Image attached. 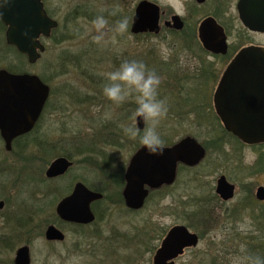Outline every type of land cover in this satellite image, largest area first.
Returning a JSON list of instances; mask_svg holds the SVG:
<instances>
[{
	"label": "rangeland",
	"instance_id": "obj_1",
	"mask_svg": "<svg viewBox=\"0 0 264 264\" xmlns=\"http://www.w3.org/2000/svg\"><path fill=\"white\" fill-rule=\"evenodd\" d=\"M140 1L142 0H48L51 12L59 20L60 28L56 34L46 41L47 50L42 59L35 64H29L26 58L18 55L13 49L7 48L5 35L0 29V69H8V67L14 66L25 69L27 73L43 74L49 78L48 84L54 91L51 106H55V108L53 111L50 108V113H47L45 121L41 124V130L45 133L44 136H58L55 138L70 140L76 137L77 133H80L82 139L89 140L92 139L95 131L102 130L105 126L108 128L105 132L112 129L120 132L124 131L126 127L132 126L138 129L137 121L132 118L137 107L134 99L130 98L125 103L117 106L104 96L103 87L107 83L105 77L107 72L119 68L120 64L126 60L138 61L142 58L145 59L147 69L154 71L161 78L159 98L166 100L169 107L166 119L161 121L157 129L163 140H170V144L166 146H171L187 135L196 136L198 140L204 143L214 134L220 135L223 132L220 125L215 122L213 112L209 109L207 111L210 112L207 113L205 110L202 114L203 119H200L198 115L195 117L191 107L183 110L182 117L177 116V112H180L181 108L176 107L175 104L181 93L171 89V87L182 85L183 80L177 75L179 72L182 74L187 73L190 76L194 75V72L200 67L199 60L191 58L190 55L188 56V51L181 48L182 46H174L173 42H165L161 37H154L150 34L133 35L131 32L132 18L135 7ZM161 1L164 6L165 0ZM89 3L90 5L93 4L92 6H94L96 12L101 13V10H104L101 14L105 15L110 26H113L117 20L127 18V31L123 35H117L114 44L109 41L107 44L97 45L92 41L91 22L93 20L86 17H77L74 21L69 19L76 6L82 7ZM52 9H55V12ZM111 13L115 14L112 15ZM64 36L66 37L64 38ZM66 38L71 39L57 44L56 40ZM66 55L69 57L66 58ZM77 55L82 56L78 61L74 59L76 58L74 56ZM54 71L58 73L55 78L52 77ZM190 85L192 84L190 83ZM213 94L214 91L211 88L206 91L205 95L208 98L206 102L208 104L211 103ZM194 96L197 97V100L200 98L199 94ZM145 128L140 131L141 135ZM223 137L227 139L225 149L230 150L229 154L231 153L235 160L242 158L246 164L254 163L257 160L256 151L258 150L240 146L228 136ZM122 138L119 141L120 147H109L104 145L102 141H99V147L107 150L112 155L109 160L112 163L115 162V166L119 165V168L120 166L126 168L132 155L142 145L139 137L135 140H131L127 136H122ZM106 141L109 142L110 139L106 138ZM262 151H264V148ZM3 157H8V155L5 153L4 142L0 136V159ZM232 164L215 168L208 164L204 165L200 170L202 174L212 169L214 171L210 174H204L206 177L201 178L203 187L206 188L208 182L214 184L219 175L224 173H227L230 179L239 185L245 181H251L253 185L264 183V174L253 176L247 169L236 168ZM46 169L43 165L37 163L33 165L32 169L30 167L28 175H31L32 171L36 176L41 173L43 176ZM246 171L251 177L247 176ZM77 172L85 173V177L91 185H89L90 188H99L105 194L112 195V199L118 200L115 194L116 182L119 185L123 184L119 170L109 177L106 186H104L105 182L98 175L92 172L86 173V170L81 172L76 169L71 176ZM24 178L29 179L26 175ZM189 181L190 175L180 172L178 184L170 191L168 197H165V190L155 192L138 213L126 212V207L120 206L119 203L111 204V206L101 203L100 209H102L104 215L98 224V238H93L92 233L96 230L87 231L86 234L89 237L91 235V238H93L92 244L81 247L80 250L76 247L77 243L81 241L80 235L71 226L64 224L58 226L65 234V240L61 243L50 244L43 235L46 226L49 224L45 220L55 211L57 202L45 215H42L41 220H43L44 226L38 227L36 238L30 243L31 264H153L154 254L165 234L174 225L184 224L181 218L179 199H182L186 184ZM32 183L36 185V183ZM48 185L52 188L67 189L70 185L69 177L59 182L45 183L44 187ZM27 186L28 189L23 193H13L11 209L19 205L21 201L30 203L32 197L34 198L33 203L37 204L36 199L43 197L40 193L31 195L32 188L30 186L32 185L30 183H24L21 187H18V192ZM34 191L36 192V189ZM241 196L242 194L237 199ZM44 200L48 204L49 201L54 199L46 196ZM2 222L3 219L0 216V227ZM40 223L42 222L38 220L36 225L40 226ZM146 227L155 230V239L152 241L151 246L147 247L153 251L151 249L150 251L140 250L136 245L137 231ZM163 232L164 235L160 239ZM131 236L135 237L132 240L123 238ZM88 240L90 241V239ZM22 245H25V243L19 246ZM204 246L205 244H201L196 252H189L181 257L176 264H195L196 257L202 253ZM147 248L145 250H149ZM16 249L9 254L0 255V258L6 262L5 264H14ZM230 263L246 264V261L245 258L237 255L233 256Z\"/></svg>",
	"mask_w": 264,
	"mask_h": 264
},
{
	"label": "flooded vegetation",
	"instance_id": "obj_2",
	"mask_svg": "<svg viewBox=\"0 0 264 264\" xmlns=\"http://www.w3.org/2000/svg\"><path fill=\"white\" fill-rule=\"evenodd\" d=\"M47 1L43 0L44 8L48 16L58 22L57 29H59V20L51 12L49 2ZM151 2L159 7L158 28L154 32L146 34L161 37L165 42H173L174 46L180 45L182 46L181 48L188 51V56L190 55L191 58L199 60L200 67L194 72V75L190 76L187 73L182 74L179 72L177 75L183 80L182 85L179 84L171 87V89H175L181 93L177 101L179 102V106L186 109L187 107L199 109L197 111L192 110L195 117L199 112L203 114L205 110L207 111L209 109L213 112L215 119L220 120L215 111L214 94L224 72L243 49L248 47L264 48V0H165L164 6L161 0H152ZM92 5V3L91 5L89 3L82 7L76 6L69 16V19L74 21L77 17H86L89 20H94L101 13L96 12ZM52 11L55 12V9H52ZM0 23L5 27L6 32L7 27L1 19ZM176 24L182 27L177 28ZM53 34L54 31L51 37ZM202 39L215 44V46L218 45V48L214 52L205 49ZM41 40L44 44L47 41L43 38ZM46 50L36 63L42 59ZM28 74L34 75L31 73ZM36 76L48 85L49 95L34 129L14 139L11 149L6 148V144L1 137L4 142L5 153L8 157L0 159V202L3 203V206L0 207V216L3 219L2 223L4 225L6 218L10 217L11 214L25 215V219L31 223L33 234L36 236L38 227L44 226L43 220H41L42 215H45L58 202L55 211L45 220L49 223L43 234L45 237V232L49 226H56L60 229L58 226L64 221L57 211L58 205L73 193L77 184L81 183L91 191L103 194L98 191L99 188H90L91 185L88 183L85 173L77 172L71 176L74 170L78 169L81 172L86 170V173H95L105 182L104 186L108 185L109 177L102 175L105 172L102 170L101 165H104L105 161L101 162L98 167L94 166L92 162V139H82L80 136H76L70 140H62L55 138L58 136H44L45 133L41 130V124L45 121L47 113H50V108H52V111L55 108V106H51L54 91L48 84L49 78L43 74ZM57 76V71H54L52 77L55 78ZM209 88L214 91L210 104L206 102L208 98L205 95ZM196 94L200 95L199 101L194 96ZM223 129L226 130L224 126ZM229 134L234 136L231 133ZM188 136L190 135L185 137ZM222 136L227 137L224 132L220 135L214 134L213 137L204 143L198 140L196 136H190L196 139L203 147L205 151L204 158L193 166L179 164L176 180L172 185H164L158 189L151 190L149 193L148 199L153 192L165 190L166 196H164L168 197L170 191L178 184L180 172H185L187 175H190V181L186 184V190L183 193L182 199H179L181 205L180 213L184 224L177 225L184 226L190 233L195 234L198 237V244L194 247L186 248L183 255L175 260V264L189 252H196L201 244H205L204 250L199 256L196 255L198 257H196L195 264H231L230 262L233 256L237 255L245 258L246 264H250V257L264 259V199H261L258 193L260 188H264V183L256 182L257 185H253L251 181H245L239 185L234 180H231L227 173H224L219 175L214 184L208 182L206 188H204L201 183V178L204 174H210L214 170L206 171L204 174L200 172L206 164L215 168L234 163L232 165H235L236 168L247 169L253 176L256 174L262 176L264 174V151H262L264 143L248 145L234 136L235 138L232 140L240 146H247L258 150L256 151L258 155L257 160L254 163L246 164L242 158L235 160L232 154H229L230 150L225 149L227 139L222 138ZM116 139L118 145L119 141L123 138L116 136ZM64 153H73V157L68 158L63 155ZM107 153L109 152L107 151ZM60 158H66L72 165L64 174L49 177L47 174L49 168ZM37 163L43 165L45 169L47 168L44 175L42 176L41 173L39 176H36L32 171L31 175H28L30 167L32 169L33 165ZM109 165L116 167L115 172L119 168V165L115 166V162L112 163V161H110ZM128 165L126 168L120 166L122 168L120 177L122 178L124 184L122 185L124 187L126 184L125 174ZM111 171L112 174L115 173L113 170ZM105 174L111 176L109 170ZM246 174L250 176L247 171ZM25 175L29 179L24 178ZM68 177L70 185L67 189H61L60 187L52 188L49 185L44 187L45 183L59 182ZM222 177L226 179L228 184L234 187L233 196L229 199L223 198L218 192L219 180ZM32 182L36 183V185ZM24 183H30L33 186H30L32 188L31 195L40 193L43 197L36 199L37 204L33 203L34 198L32 197L30 203L21 201L22 203L20 202L19 205L11 209L14 197L13 193H23L28 189L27 186L18 192L17 188L21 187ZM124 187L122 190L120 189L122 199ZM35 189L36 192L34 191ZM240 194H242L241 198L237 199ZM46 196H50L54 200H48L49 203L47 204L44 200ZM101 201L103 199L91 204V209L95 215L97 212L103 213L102 209H100ZM22 207H25L27 213L20 211ZM176 209L178 208L176 207ZM38 220L42 222L40 226L38 224L36 225ZM64 224L73 223L64 222ZM47 242L50 244L59 243V241ZM22 246H29L30 248V244L25 243ZM22 246L16 247V252Z\"/></svg>",
	"mask_w": 264,
	"mask_h": 264
},
{
	"label": "water",
	"instance_id": "obj_3",
	"mask_svg": "<svg viewBox=\"0 0 264 264\" xmlns=\"http://www.w3.org/2000/svg\"><path fill=\"white\" fill-rule=\"evenodd\" d=\"M0 11L3 12L1 21L7 27L6 43L26 56L31 64L36 63L45 51L41 39H49L58 27V22L48 16L43 0H10L9 5ZM158 21L159 7L142 0L135 7L131 32L136 36L152 33L158 28ZM176 27L182 26L176 24ZM202 42L209 51L214 52L218 48V45L204 39ZM48 95V85L38 76L0 70V135L7 149H11L14 139L34 129ZM214 106L226 131L248 145L264 143V48L248 47L238 53L218 84ZM136 121L138 129L143 130L145 122L139 118ZM204 156L201 144L190 136L165 147L162 155L150 154L141 146L126 170L122 192L125 206L132 211L142 210L151 190L175 182L179 164L193 166ZM71 165L66 158L57 159L47 174L49 177L62 175ZM233 190L234 187L224 177L219 180L218 192L223 198H231ZM258 193L264 199V188H260ZM103 198V194L79 183L73 193L61 201L57 211L64 222L91 225L96 221L91 204ZM45 239L63 242L65 234L56 226H49ZM197 244L195 234L184 226H174L157 248L153 264H175L186 248ZM14 264H31L29 246L17 250Z\"/></svg>",
	"mask_w": 264,
	"mask_h": 264
},
{
	"label": "clouds",
	"instance_id": "obj_4",
	"mask_svg": "<svg viewBox=\"0 0 264 264\" xmlns=\"http://www.w3.org/2000/svg\"><path fill=\"white\" fill-rule=\"evenodd\" d=\"M9 3L10 0H2L0 9L6 8ZM103 11L102 9L101 13ZM2 18L3 12L0 11V19ZM91 23L93 32L91 39L97 45L107 44L109 41L114 44L116 36L123 35L128 28L127 18L117 20L110 26L103 14L97 15ZM105 77L107 83L103 87L104 96L117 106L130 98L134 99L137 107L132 118L133 120L139 118L146 124L142 135L134 126L126 127L125 135L131 140L139 137L141 145L150 154L162 155L166 144L157 129L161 121L166 119L169 107L166 100L159 98L161 78L154 71L148 70L143 62L136 60L122 62L119 68L107 72ZM250 264H264V259L250 257Z\"/></svg>",
	"mask_w": 264,
	"mask_h": 264
},
{
	"label": "trees",
	"instance_id": "obj_5",
	"mask_svg": "<svg viewBox=\"0 0 264 264\" xmlns=\"http://www.w3.org/2000/svg\"><path fill=\"white\" fill-rule=\"evenodd\" d=\"M0 29L2 30V32L4 34L5 27L1 23H0ZM58 30L59 29L55 30L54 34H56L58 32ZM65 37L66 36H64V38ZM70 39L71 38L60 39V40H56V42H57V44H60L61 42L66 41V40H70ZM7 48L13 49L18 55H20L21 57L25 58L23 55L18 53V51L16 50L15 47L10 46V45L7 44ZM67 56L68 55H66V58H67ZM74 57H76L74 59L76 61H78V60L81 59L82 56L81 55H77V56H74ZM138 61L143 62L145 64V59L144 58H142L141 60H138ZM66 64H67V62H66ZM7 70L9 72L13 73V74H26L27 73V72H25V69H20L19 67H14V66L13 67L12 66L8 67ZM22 71H24V72H22ZM75 94H76V92H75ZM175 105H176V107L181 108V111L177 112V116L182 117L183 110L185 108H183L182 106H179V102H176ZM174 109H175V106H174ZM192 110L193 111H197L199 109H192ZM198 116H199L200 119H203L202 112H199ZM216 120L217 121H215V122H217L220 125L222 131L229 138L234 139L235 138L234 136H231L226 130L223 129L220 120H218L217 118H216ZM105 130H108V128L106 126L104 128H102V130L95 131L94 134H93V137H92V162H93L94 166L98 167L101 162L105 161L104 165H101L102 166L101 168H102V170L105 173H107V171L109 170L110 175H112V171L111 170H113L114 172L116 170V167H113V166L109 165L110 164L109 158H111L112 155L107 153L106 150H103L102 147H99V143H100L99 141L104 142V145L109 146V147H112V146L120 147L121 145L119 143L117 145L116 136H121L122 137V136H126V135H125L124 131H120V132L117 131L116 132L115 130L112 129V130H110L108 132H105ZM75 136H81V134L77 133ZM106 138L110 139V141L107 142ZM93 139H94V141H93ZM124 139H126V138H124ZM164 141H165L166 145L170 144V140H168V141L164 140ZM72 154L71 153H64L63 155L67 156L68 158H72L73 157ZM117 170H119L120 173H122V168L121 167L118 168ZM105 173H103L102 175L110 177L108 174H105ZM116 185L117 186H116L115 194H116V197H118V200L112 199V195L105 194L103 190L98 189L99 192H102L105 195L104 198H103V201H101L100 203L109 204V206H111V204L115 205L116 203H119L120 206H122V207L125 206L124 202H123V199H122V196H121V191H120V189L122 187V184L119 185V183L116 182ZM154 193L155 192H153L151 194L150 198L153 196ZM20 211H22L24 213H27V210L25 209V207H22V209ZM106 211L107 210L105 208V212ZM125 211L128 212V213H138V211L133 212V211L127 209V208H125ZM103 215H104V212L102 214L100 212H97L96 213V218L97 219H96L95 223H93L92 225H89V226L75 225V224H64V222L63 223L61 222V224L71 226L74 230H76V232L79 233L81 241H79L77 243L76 247H78L79 250H80L81 247L83 248L86 245L92 244V241H93L92 239L93 238H98V232H99L98 224H99V222L101 220V217ZM91 230H96V231H93V233H92L93 234V238H91V235L89 237V235L86 234L87 231H91ZM154 233H155V230L152 229V228H149V227H146V228H144L142 230H138L137 231V233H136V245L138 246V248L140 250L150 251L151 248H147V247L151 246V243H153L152 241L155 239ZM163 235H164V232L161 234L160 239H162ZM134 237L135 236H131L129 238H126V237H123V238L132 240ZM35 238H36V236H34V234H33V229L31 227V223H29L25 219V215H23V214L19 215V214H16V213L11 214L10 217L6 218V220L4 222V225L2 223V226L0 227V255L1 254H9L11 252H14V250H15V248L17 246H19L22 243L30 244L31 242H33V240ZM87 239H90V241L89 240L87 241ZM146 248L149 249V250H145ZM3 263L5 264L6 262L0 258V264H3ZM10 264H12V263H10Z\"/></svg>",
	"mask_w": 264,
	"mask_h": 264
}]
</instances>
